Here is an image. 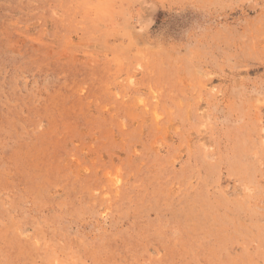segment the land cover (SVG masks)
I'll return each mask as SVG.
<instances>
[{
	"label": "rangeland",
	"instance_id": "1",
	"mask_svg": "<svg viewBox=\"0 0 264 264\" xmlns=\"http://www.w3.org/2000/svg\"><path fill=\"white\" fill-rule=\"evenodd\" d=\"M0 264H264V0H0Z\"/></svg>",
	"mask_w": 264,
	"mask_h": 264
}]
</instances>
